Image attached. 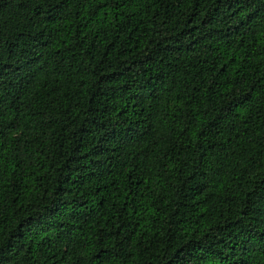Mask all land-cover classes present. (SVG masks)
<instances>
[{
  "label": "trees",
  "instance_id": "trees-1",
  "mask_svg": "<svg viewBox=\"0 0 264 264\" xmlns=\"http://www.w3.org/2000/svg\"><path fill=\"white\" fill-rule=\"evenodd\" d=\"M0 264H264V0H0Z\"/></svg>",
  "mask_w": 264,
  "mask_h": 264
}]
</instances>
